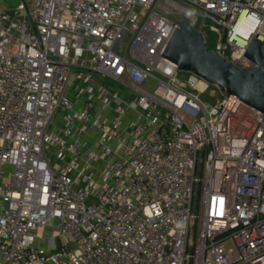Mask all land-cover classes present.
<instances>
[{"label": "built area", "instance_id": "2783aa9c", "mask_svg": "<svg viewBox=\"0 0 264 264\" xmlns=\"http://www.w3.org/2000/svg\"><path fill=\"white\" fill-rule=\"evenodd\" d=\"M177 19L256 67L264 0L0 10V264H264V114L162 56Z\"/></svg>", "mask_w": 264, "mask_h": 264}, {"label": "water", "instance_id": "95a60500", "mask_svg": "<svg viewBox=\"0 0 264 264\" xmlns=\"http://www.w3.org/2000/svg\"><path fill=\"white\" fill-rule=\"evenodd\" d=\"M162 56L178 66L181 73L192 74L218 88L223 96H235L264 114V39L255 34L245 56L256 67L240 66L211 50L205 34L184 19Z\"/></svg>", "mask_w": 264, "mask_h": 264}, {"label": "rangeland", "instance_id": "374dc122", "mask_svg": "<svg viewBox=\"0 0 264 264\" xmlns=\"http://www.w3.org/2000/svg\"><path fill=\"white\" fill-rule=\"evenodd\" d=\"M204 33L206 34L207 36V44L211 47V48H214L215 46V37L213 36L212 34V30L211 28H205L204 29ZM210 48V49H211ZM102 80V83H105V85H116V87L118 86L116 83H113L111 82L110 80H106L105 78H99ZM118 88H120L118 86ZM121 89V88H120ZM123 91V89H121ZM209 100V99H208ZM194 241H195V232L193 231L191 234H190V246L193 247V244H194Z\"/></svg>", "mask_w": 264, "mask_h": 264}, {"label": "crops", "instance_id": "0c3cea01", "mask_svg": "<svg viewBox=\"0 0 264 264\" xmlns=\"http://www.w3.org/2000/svg\"><path fill=\"white\" fill-rule=\"evenodd\" d=\"M20 0H0V10H12L16 8Z\"/></svg>", "mask_w": 264, "mask_h": 264}, {"label": "trees", "instance_id": "16d2710c", "mask_svg": "<svg viewBox=\"0 0 264 264\" xmlns=\"http://www.w3.org/2000/svg\"><path fill=\"white\" fill-rule=\"evenodd\" d=\"M209 46V45H208ZM209 48H211L210 46H209Z\"/></svg>", "mask_w": 264, "mask_h": 264}]
</instances>
